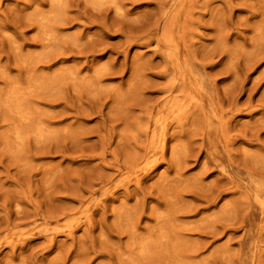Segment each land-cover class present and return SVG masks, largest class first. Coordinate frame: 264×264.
<instances>
[{
  "label": "rangeland",
  "instance_id": "1",
  "mask_svg": "<svg viewBox=\"0 0 264 264\" xmlns=\"http://www.w3.org/2000/svg\"><path fill=\"white\" fill-rule=\"evenodd\" d=\"M0 264H264V0H0Z\"/></svg>",
  "mask_w": 264,
  "mask_h": 264
}]
</instances>
